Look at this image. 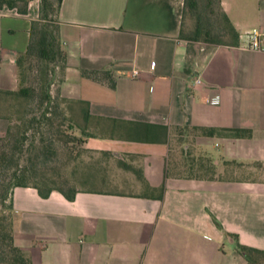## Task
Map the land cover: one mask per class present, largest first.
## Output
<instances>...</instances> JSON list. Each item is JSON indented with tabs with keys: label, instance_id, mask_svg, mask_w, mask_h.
Segmentation results:
<instances>
[{
	"label": "crops",
	"instance_id": "1",
	"mask_svg": "<svg viewBox=\"0 0 264 264\" xmlns=\"http://www.w3.org/2000/svg\"><path fill=\"white\" fill-rule=\"evenodd\" d=\"M183 1L60 0L55 96L93 156L88 179L111 186L71 200L13 187L12 244L26 264H258L235 245L264 251V50L241 47L264 28V0H219L232 28L222 41L186 38ZM38 9H0L1 92L18 89Z\"/></svg>",
	"mask_w": 264,
	"mask_h": 264
},
{
	"label": "trees",
	"instance_id": "2",
	"mask_svg": "<svg viewBox=\"0 0 264 264\" xmlns=\"http://www.w3.org/2000/svg\"><path fill=\"white\" fill-rule=\"evenodd\" d=\"M27 2L28 0H0V9L2 7H7L9 9L15 8L18 13H24ZM38 2V19L30 22L29 38L26 49L22 53H18L15 58L17 81L19 80V83L22 82V80L25 78L24 76H26L24 70L26 69L27 72L32 70L31 62L35 61L37 63V75L34 76L35 82L32 83V85L21 84L14 93L0 91V94H15L17 97L22 98L24 109L22 111L21 117L19 118L23 125L21 132H24V130L27 129L28 126H30L35 120L33 115L29 116L30 110H28V108L30 106L32 107L35 105L41 109L37 122H44L49 128L53 125V119L56 118V115L62 114L59 104L65 102L64 100L57 98L55 95L51 97L49 92L51 73L55 67V63H57V61L61 62L60 70L62 73L65 62V54L61 49L60 42L56 34V25L54 23V17L58 11L60 0H38ZM207 4H209V0L183 1L182 16L184 20L186 15H189L194 19V25L186 35L188 40L195 41L199 40V38L208 40V36L210 37L209 29L211 28V23L209 15L211 11L205 10ZM217 4L219 7V0H217ZM221 16L225 27L222 28V30L218 29L220 32L219 34L222 36H230L232 34V28L228 24L227 20L224 19L222 12ZM210 41L216 40L210 38ZM21 132L17 131L16 133L19 135L15 136L14 134L10 133V126H7L5 136L0 138V141H3L0 144V170L6 171L12 165L14 167L12 172L7 175V178L4 181L5 183L2 184V190L0 194V200H3L6 191L9 190L8 209L10 210V214V194L12 188L15 186L30 185L28 183L29 177L25 175L27 168L24 166H19L17 157L14 158L16 153H22L24 137ZM221 132L230 137H239L249 134L247 129H224L221 130ZM32 150L37 151V154L35 152L34 155V159H36L38 155V149L33 146ZM31 179H34L32 181L33 183H31V186H33L37 190V193L42 197L47 196L51 190H57L68 200H71L74 196L75 188L72 186H68L66 188L53 187L46 184V182L51 183L49 179ZM63 182L66 184V181ZM11 233L12 228L10 215L6 224H4L3 221H0V241L6 249V251L4 249L0 250V263L26 264L28 262L27 258L17 247L12 244ZM235 246L238 251L242 252L247 262L254 263L255 260L258 261V257L264 256V251L251 249L237 243ZM4 252L9 253L12 256L10 260H6L3 257ZM252 253L255 254L254 259Z\"/></svg>",
	"mask_w": 264,
	"mask_h": 264
},
{
	"label": "rangeland",
	"instance_id": "3",
	"mask_svg": "<svg viewBox=\"0 0 264 264\" xmlns=\"http://www.w3.org/2000/svg\"><path fill=\"white\" fill-rule=\"evenodd\" d=\"M204 1V0H203ZM200 8V7H199ZM206 11L210 10V23L211 28L210 38L216 41H222L225 39V36L220 35L219 30L225 27L220 9L217 4V0H209V4L205 9ZM185 28L191 29L194 25L193 17L186 15L185 17ZM202 37V35H201ZM203 41L204 39L199 38ZM56 62V61H55ZM32 70L27 72L24 70L26 76L19 83L18 87L23 85H32L34 83V76L37 72V63L31 62ZM61 62L57 61L55 67L51 73V84L49 85V92L52 95H55L57 91V85L61 78L60 70ZM60 109L62 110L61 115H56V118L53 119V125L48 128L44 122H37L39 119L40 108L37 106H30L29 116L33 115L35 117L34 122L28 126L24 132H21L22 123L20 122V117L23 111V100L20 97H17L15 94H0V117L5 120V126L0 130V138L5 136L7 126H10V133L18 136L16 133L20 131L24 137L22 153H16L14 158L17 157V162L19 166H24L27 168L25 175L29 177L28 183L31 185L32 181L35 179H49L50 182L46 184L53 187H62L66 188L72 186L75 189L81 188H98V189H109L111 184L101 185L98 179H88L90 175H96L93 170V156L88 153L87 150L80 148L76 137L72 135L70 130L72 124H74V119L71 114L66 110L67 103L62 102L59 104ZM65 109V110H64ZM28 116V117H29ZM18 128H17V127ZM10 139V138H9ZM3 141H0V144ZM38 149L37 158L34 159L35 152L32 150V147ZM27 148V149H26ZM14 169L13 165L8 170H0V194L2 190V184L5 183L7 175H9ZM97 173V171H96ZM66 181V184L63 182ZM93 182L95 184H90ZM100 182V183H99ZM106 182V181H105ZM8 200H9V190L6 191L3 200H0V221H3L4 224L7 223L8 218L10 217V210L8 209ZM6 249L0 241V250ZM3 257L6 260L11 259L9 253L4 252ZM258 264H264V256L258 257ZM3 264V263H0Z\"/></svg>",
	"mask_w": 264,
	"mask_h": 264
},
{
	"label": "built area",
	"instance_id": "4",
	"mask_svg": "<svg viewBox=\"0 0 264 264\" xmlns=\"http://www.w3.org/2000/svg\"><path fill=\"white\" fill-rule=\"evenodd\" d=\"M241 37L244 39L242 48L250 51H262L264 50V28H251L244 31L241 34ZM137 71H133L132 75L136 76ZM195 83H198V78H195Z\"/></svg>",
	"mask_w": 264,
	"mask_h": 264
}]
</instances>
